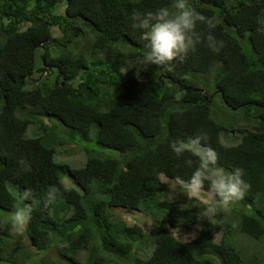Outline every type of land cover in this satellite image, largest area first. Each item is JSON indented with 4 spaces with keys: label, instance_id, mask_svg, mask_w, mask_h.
<instances>
[{
    "label": "trees",
    "instance_id": "obj_1",
    "mask_svg": "<svg viewBox=\"0 0 264 264\" xmlns=\"http://www.w3.org/2000/svg\"><path fill=\"white\" fill-rule=\"evenodd\" d=\"M190 3L214 18V34L225 47L213 53L201 43L183 63L148 66L137 75L129 62L143 49L131 14L170 0H0V264H264V0ZM197 30L203 39L204 25ZM202 78L211 87L206 96L185 90ZM216 95L251 128L218 122ZM40 117L61 125L33 137L29 127L41 124ZM226 132L239 133L240 142L224 145ZM200 133L218 166L243 169L249 185L240 204L218 210L213 225L197 219L201 201L168 199L161 180L191 175L198 160L189 153L177 159L168 144ZM77 138L85 165L57 162L62 140ZM185 159L193 160L192 168ZM64 176L77 189L64 186ZM51 189L57 196L45 208ZM26 205L32 208L28 248L10 224L11 214ZM119 208L150 214L152 233L117 219L113 209ZM194 227L200 232L190 241L170 231Z\"/></svg>",
    "mask_w": 264,
    "mask_h": 264
},
{
    "label": "clouds",
    "instance_id": "obj_2",
    "mask_svg": "<svg viewBox=\"0 0 264 264\" xmlns=\"http://www.w3.org/2000/svg\"><path fill=\"white\" fill-rule=\"evenodd\" d=\"M130 23L131 28L141 34L143 55L130 68L138 69L137 75L139 70L146 69L150 65L158 69H167L173 62L183 63L188 52L201 43L213 53H219L225 47V42L214 34L216 28L214 18L198 12L191 5L190 0H170L167 7L156 11L134 9ZM199 25H204L207 30L203 39L202 34L197 30ZM46 75L45 72L35 73L33 80H42ZM36 112L41 116V110ZM40 118L41 124H32L29 127V133L32 132L30 134L33 136L44 134V127L57 125L56 119ZM168 148L177 159L189 153L198 160L187 179L179 176L174 178V183L180 186L181 194L187 199L199 200L204 205L199 209L198 220H206L213 225L218 210L230 212L231 205L245 197L249 185L243 179V169L235 168L232 172H226L219 167L217 153L207 145L206 134H196L185 140L173 139L169 142ZM20 163L24 164L23 161ZM184 163L189 168L193 167L192 159H185ZM162 179L167 180L165 177ZM56 196L55 189L49 190L44 207L47 208L53 203ZM31 197L30 190L26 189L22 193V198L25 200ZM31 213L32 208L29 205L15 210L10 217L12 229L17 233H23Z\"/></svg>",
    "mask_w": 264,
    "mask_h": 264
},
{
    "label": "rangeland",
    "instance_id": "obj_3",
    "mask_svg": "<svg viewBox=\"0 0 264 264\" xmlns=\"http://www.w3.org/2000/svg\"><path fill=\"white\" fill-rule=\"evenodd\" d=\"M53 34H54V36H57V37L61 35L60 31L56 27L53 30ZM137 60L138 59L131 61V62H129V64L133 65ZM40 63L41 62H40L39 58L37 57L36 58V66L38 67ZM127 66H129V65H127ZM151 67L154 68L155 66H151ZM36 77H38V75H36ZM213 83H214V81H213ZM187 86L191 87V88H199V89L203 88V89H209V90L211 89V87L205 86V79L204 78L201 79L200 84L192 83L189 81ZM212 91H213V89H212ZM212 109L214 112V117L217 119V121L220 122L225 127H227L228 129H231L233 127L251 128V126L247 123L246 118H244L243 114H241V112H238V113H236V116H235V111H232L229 108H227L219 95H216V97L214 98V103H213ZM31 110H34V109L29 108L27 110V112L31 111ZM55 121L58 124H60L57 119ZM62 128H64V127H62ZM38 132H39V130H38ZM30 133H32V132H30ZM33 137H37V136H33ZM221 139H222V142L224 145L234 146L240 142L241 135L239 133L230 134V133L226 132V133L222 134ZM77 143L80 145L79 138H77L76 140L70 139V141H68V142H65L62 140V143L57 147L56 161L59 163L64 162L66 164H69L72 168L83 167L86 163V154H85V158H84V153L82 151L83 149ZM224 170L226 172H231L227 169H224ZM162 177H164V176H162ZM162 177H161L162 182H165L169 188V191L166 195L168 199H172L174 201H177L181 205H182L181 201L184 202V201L188 200L187 197H185L183 194H181L180 186L175 184L174 180H171L168 178H167V180H165V179H162ZM62 183L64 186H66L68 188L77 189V187H78L77 183L75 182V180L72 177L69 178L68 176H64L62 178ZM11 187L12 186L10 185V188ZM170 193H171V195H170ZM236 203L240 204V202H238V201ZM113 211H114L117 219L126 222L130 226H135V225L140 226L148 234L152 233V230H153L152 225H153L154 219L152 218V216L150 214L143 212V211H127V210L121 209V208L113 209ZM58 213L61 216H64L67 213V209L62 208L60 211H58ZM170 231L178 239L184 240V241H190L199 235L200 229L198 227H194V228H191L189 230L170 228ZM15 235H16V241L18 242V244L21 245V247L28 248L29 241H28L27 235L25 233V230L23 231V233H17L16 232ZM219 237H221V233H219L217 235L218 239H219ZM51 251H52L51 254L55 255V253H56L55 248L52 249ZM43 255L44 254H42L41 256H43ZM140 255L145 257V254H143V253H140ZM45 257H47V256H45Z\"/></svg>",
    "mask_w": 264,
    "mask_h": 264
},
{
    "label": "water",
    "instance_id": "obj_4",
    "mask_svg": "<svg viewBox=\"0 0 264 264\" xmlns=\"http://www.w3.org/2000/svg\"><path fill=\"white\" fill-rule=\"evenodd\" d=\"M185 88V90H188V89H190L189 87H184ZM192 90H194V91H200V92H203L204 94H205V96H206V94H207V92L204 90V89H199V88H191Z\"/></svg>",
    "mask_w": 264,
    "mask_h": 264
}]
</instances>
